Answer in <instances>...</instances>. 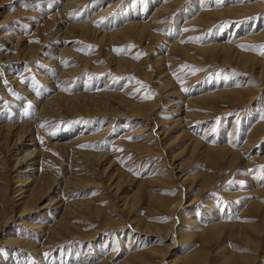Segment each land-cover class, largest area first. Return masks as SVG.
Instances as JSON below:
<instances>
[{
	"label": "rangeland",
	"instance_id": "obj_1",
	"mask_svg": "<svg viewBox=\"0 0 264 264\" xmlns=\"http://www.w3.org/2000/svg\"><path fill=\"white\" fill-rule=\"evenodd\" d=\"M4 1L5 5L2 9L0 7V54L21 56L22 62H12L13 64H19L17 65L19 67L14 72V70L7 69L9 66L3 62L4 60H0V78L3 77L4 71L8 70L7 72H10L7 74L10 78L9 81L14 79L15 74L17 76L16 82H18H13L14 85L11 86L5 80V84H3L5 91L0 93V106H2L0 107V122H16L19 117L21 118V114L24 113L31 119L34 102L29 103L28 99H32V96H37L38 98L44 96V81L42 79L45 77L43 74L46 75L48 72V74L53 76L55 70L52 67L53 65L47 63L45 58L49 56V51L53 50V47H71L74 52L75 50L77 51L75 55H67L68 60H73L71 64H68L70 67L68 69H74L71 74L73 77L68 79L70 80L67 83L69 85H67L68 89L64 88V91L63 89L59 91L62 90V93H68V95L83 90L97 93L108 86L106 89L114 93L112 99L109 100L113 109L116 106L115 109L117 110L123 109L119 103L121 98L127 100L128 103L131 102L130 106L131 104L155 105L156 110L154 113L156 122L160 127V145L162 146H159L158 155L151 154L145 160V162L148 161L146 163L143 162L139 165V169L138 167L136 169L137 162H132V156L140 151L149 149V145L145 141L143 142L147 132L136 133L141 128V122L133 120L136 117L123 116L115 118L113 114L111 116V114L102 112V117L94 118L91 116L94 114V110L87 111V109L85 111L80 109L82 112H79V116H77L78 112H74V108L61 105L63 106L61 109H56L58 110L57 114L61 112V114L59 113L61 116L59 114L54 116V124L50 125L47 131L51 129V132H60V139H67L70 131H75L77 128L87 133L89 137L87 140L82 141V150L99 154L101 152L110 153L115 160L113 169L117 171L118 175L124 174L122 176L123 183L121 182V186L118 189L112 190L106 178L100 174H91L94 173L93 169L89 172L90 174H81L79 178L83 180V185L86 182L90 183L89 185L76 186L72 182L64 188V184L61 182L65 179V171L72 163H78V159L73 156L70 150L65 151L66 154L63 150L61 151V149L51 146L50 140H54L56 136L54 137L52 133L48 135V132L43 128V124H39L36 127V132L40 136L41 143L46 146L44 147L45 151L48 150L41 166L43 176L48 175L43 177V183L46 184L45 189L49 186V189H46V199L42 200L40 204H46L50 201L54 202L57 196L61 199H57L58 202L56 203L58 204H54L52 211L48 208L43 210L40 207L36 212L24 214L20 219L10 220L4 229L2 228L3 231L0 229V264L13 263L11 259L14 249L3 247L2 243L6 239L14 238L16 235L20 238H27L29 242L38 245L36 246L38 250L40 249L37 253H25V256L31 257L25 260V263L20 257L21 263L18 261L20 264H81L84 262L89 264H122L121 261L123 259L124 262H128L134 253L144 252L151 247L168 249L171 245L172 249L169 248L167 261L164 259L158 261L156 259L155 262L157 264H161V262L168 264V261L175 260L179 256L188 257L193 253L199 259L205 261V264H224L226 262V264H231L232 262L234 264L235 262L236 264H264V134L260 136L264 128V90L248 106L230 108L235 106V104L223 98L205 97L199 101L190 102V100L200 95L205 96V94L227 89L236 90L242 85L245 87L248 84H252L253 87L256 85V88L261 86L263 79L258 74L260 72L259 68L254 71L248 68L243 69L239 66L236 58L232 62H226V65H229L227 67L223 64L225 63L222 60L223 57L221 58L217 55L218 57L216 56L214 58L215 61H213L209 55L202 52V49L205 50L216 42H223V40L230 37V32L233 35L235 34L234 28L236 30L241 28L244 33L245 31L247 33L252 31L254 36L238 44L236 50L242 54L248 53L247 55L263 60L264 0H184L185 3L174 13L173 21H169L168 25L165 24L166 22H162V25L157 23L154 29L152 28L151 31V28L147 29V33L141 36L138 31L128 29L127 35L123 34L116 38L113 36V38L105 39V41L101 42L99 40L104 39H99L100 37H98L97 40V37L88 31L89 34L84 32L81 33L82 36L78 34L71 37L65 44H61L59 40L61 37L58 38L56 36V34L58 35L61 32L57 28L62 27V20L56 25H53L54 21H49V24L42 21L38 24L40 22L38 20L39 16L43 14V11H52L54 6L57 3L60 4L62 0ZM120 1H89L88 7L91 15L99 8H102L101 6L106 7L108 4H116L114 10L110 11L107 17L102 16L96 20L97 22L99 21L96 24L97 30L108 33L124 28V24L130 20L129 16L133 15V10L151 1L152 4L147 13L149 16L143 19L144 22H148V19L153 16L156 6H161L162 1L172 0ZM253 2L257 3L256 6H262L261 9L259 10L257 7L258 11L256 9L255 12H247V14L244 12L239 17H236L237 14H228V11L225 10V8L239 7L243 4H245L243 6L254 5ZM214 9H217L216 12ZM72 10L68 12V18L74 16L75 10ZM214 12L216 13V18L214 17L213 19ZM203 13H209L210 16L204 15L201 23L194 22V19ZM182 14H186V18L189 17V19L186 21V18L181 16ZM108 20L110 22L113 21L112 24H109ZM207 20L210 21L208 22ZM5 25H7V31L3 32ZM8 31H10L9 33L12 31L15 39L22 36L27 39H21L22 42L19 40L16 48L12 50L7 46V41L4 39V33L7 34ZM150 34L155 37H151ZM240 34L242 33L234 35L231 38V42H236L237 36H240ZM128 37L133 38L129 39ZM110 40L116 41L109 42ZM172 40L186 45L185 50L188 55L186 53L181 55L173 50L170 52L169 48ZM22 44H25V46ZM29 45H31V48H27ZM190 51L192 52L190 53ZM115 56L130 59L137 67L135 66V69L118 67L114 59ZM64 63L66 64V61ZM76 85L81 86L78 88ZM81 87L84 89L81 90ZM176 100L181 104L178 106L174 105L173 103ZM18 109L20 110L19 116L17 115ZM63 109H67V111H63ZM184 109L189 113H183L185 112ZM225 109L228 110L223 112ZM189 114L191 115L189 116ZM114 121H119V124L114 123L113 128L115 129L112 128L111 132L104 138L96 137L99 134V130L103 131L108 127L109 123ZM261 122L263 126H260ZM256 126L260 128L259 131ZM126 129L128 131L126 133L129 135L123 137V130ZM232 130L234 131L233 134H231ZM95 131L97 132L95 133ZM185 132L189 134L187 135ZM237 132L240 134V136L237 135L238 137L235 135ZM256 132H258V135L255 141L252 135L253 133L256 134ZM228 134L232 135L230 136L231 139ZM191 135L199 140L200 145L203 142L205 145L203 144L197 148L190 146L188 142L193 138ZM93 136L95 137L92 138ZM234 136H236V139ZM201 139L203 140L200 141ZM227 139L228 141L229 139L231 141L237 140L236 150L240 151L239 155L241 158L239 161L235 162L236 164L231 161L234 165L226 159H220L221 162L212 152L205 153L203 150L204 147L211 146L213 141H215L213 144L218 146L225 145L226 142V145H228ZM119 140L121 141L119 142ZM246 140H249V143L254 140L253 145L248 146L249 143L245 144ZM1 152L4 154V149ZM207 153L208 155H206ZM3 156L7 159L6 165L3 166H6L4 167L6 172L8 170L6 178L10 179V187L8 186L4 194L0 195V211L3 209L5 213L19 214V211L23 210L22 207L16 206L12 202L14 201L12 197L18 189L15 188L18 185L17 180L13 178L17 172L12 170V161L5 154ZM160 160L166 162V167L168 166L169 170L175 166L173 162L181 164L182 170L180 173L183 180L156 181L155 179H159L156 177L158 174H155L157 170L153 172L152 170ZM170 163L172 164L171 166ZM5 170L2 169V172H5ZM147 173L149 174L148 176L156 177L151 179V181L153 180L152 183L146 179ZM47 180L50 181L48 182ZM150 193L155 198L167 202H174L178 197L183 196L182 204L176 210L167 209V211L166 208H160L158 203L157 205L152 204L154 199L152 200L153 196L151 197ZM128 199L132 207L123 210V212H117V209L120 210V208L124 207ZM193 200V207L186 206ZM68 204L71 205L70 210L64 213V208H67ZM250 204H253L251 209ZM76 206L81 210L77 211ZM187 207L189 208L187 209ZM49 211V214H44ZM4 212L0 214L1 217L5 214ZM189 212H193L197 216H192ZM42 214L47 215V218H44ZM212 215L220 218L215 221L227 226L217 231L218 233L214 230L213 233L212 230L205 233L207 222L210 220L208 217H212ZM62 216L68 220H65L67 226L64 223L54 231L48 230L49 228L47 230L43 229L44 226L40 227L42 224L49 226ZM1 217L0 220L2 219ZM129 220H132L133 224L130 223L131 225L138 226L139 230L147 232V234L136 235L134 238L130 234L131 229H128L129 225L125 224ZM109 222L112 224L117 222L124 223L127 227L124 228L121 225L113 227L107 225ZM35 223L36 225H34ZM244 226L246 229L243 228ZM146 227L151 231L154 230V234L145 229ZM210 232L211 235L208 236ZM167 233H169V237L165 238ZM73 236H79L80 238H72ZM56 242L59 243L55 245ZM28 245L32 246L33 244ZM202 255L205 257L202 258ZM125 258L128 260L126 261ZM158 259L162 258L159 257ZM243 259L246 260L244 261ZM237 261L241 263H237ZM18 262L16 261V264Z\"/></svg>",
	"mask_w": 264,
	"mask_h": 264
},
{
	"label": "bare ground",
	"instance_id": "obj_2",
	"mask_svg": "<svg viewBox=\"0 0 264 264\" xmlns=\"http://www.w3.org/2000/svg\"><path fill=\"white\" fill-rule=\"evenodd\" d=\"M29 1V0H28ZM34 1V0H33ZM36 1V0H35ZM40 1V0H39ZM57 1V0H56ZM55 1V2H56ZM90 0H62L59 3H57L56 5L54 6V8L52 9V11H43V14H41L39 16V19L40 22L38 24H40L42 21H45V22H48L49 24V21L53 22V25H56L60 20L63 21L62 23V27H58L57 30L58 31H61L60 33H58V35L60 34V36H58L56 34V36L59 38L61 37L59 40L61 41V44L65 42H67L68 40H70L71 37L75 36V35H78L80 34V36H82L81 33H88V31L92 32L96 37H97V40H98V37H100L99 39H104V40H99V41H105V39H111L113 38V36L116 38L117 36H120V35H123V34H126V32H128V29H132V30H136L140 33V36L147 33V29L151 28L150 31L152 30V28L154 29V27H156L157 23L161 24L162 22H166L165 24L168 25V22L169 21H173V15L174 13H176L177 10H179L180 6L183 5L185 3L184 0H172V1H162V5L158 7L156 6V8L154 9V14L153 16H151L148 20V22H144L143 19L146 18L147 16V13H148V10L152 4L151 1H149L148 3H143L144 5H142L140 8H137L136 10H133V15L129 16V19L126 24H124V28L122 29H118V30H114L112 32H100L99 30H97V25L98 22L96 20H98V18L104 16V17H107V14L109 15V12L114 10L116 4H111V5H106V7L104 6H101L102 8H99L97 11L93 12L92 15H91V12H90V8L88 7L89 5V2ZM93 1V0H91ZM100 1V0H99ZM120 1V0H119ZM32 2V1H31ZM52 2V1H51ZM98 2V1H97ZM103 2V1H102ZM121 2V1H120ZM257 2V1H256ZM256 2H253L254 5L250 4V5H246V6H243L245 4H243L242 6H239V7H229V8H225V10L228 11V14L229 13H232V14H237L236 17H239L240 15H243L242 13H246L247 12H255V10L258 9L260 10L262 6H256L257 3ZM5 1L1 0L0 2V7L2 9V7L5 5L4 4ZM34 3V2H33ZM41 3V2H40ZM48 3V2H47ZM53 3V2H52ZM116 3V2H114ZM256 3V4H255ZM264 3V2H263ZM103 4V3H102ZM118 4V3H117ZM21 5V4H20ZM93 5V4H92ZM260 5V4H259ZM49 6V5H48ZM256 6V7H255ZM29 7V6H28ZM43 7V6H42ZM88 7V8H87ZM228 7V6H227ZM264 7V6H263ZM20 8V7H19ZM41 8V7H40ZM44 8V7H43ZM85 8V9H84ZM21 9V8H20ZM73 9L75 10L74 11V16L71 17V18H68L67 17V14L68 12ZM82 9V10H81ZM257 9V11H258ZM49 10V9H48ZM72 10V11H73ZM100 10V11H99ZM215 10V9H214ZM217 10V9H216ZM215 10V12H216ZM223 10V8H222ZM42 11V10H41ZM47 11V12H46ZM207 11V10H206ZM218 11H221V10H218ZM217 11V12H218ZM262 11V10H261ZM260 11V12H261ZM24 12V11H23ZM26 12V11H25ZM89 12V14H88ZM188 12V11H187ZM187 12H183V13H187ZM209 12V11H208ZM213 13L211 16L215 17V14L216 13ZM223 12V11H222ZM221 12V13H222ZM18 13V12H17ZM198 13V12H197ZM220 13V12H219ZM111 14V13H110ZM218 14V13H217ZM252 14V13H251ZM258 14V13H257ZM172 15V17H170ZM204 15L206 16H210L209 13H203L201 15H199L197 18L194 19V22L196 23H201ZM223 15V14H221ZM225 15V14H224ZM11 16V15H10ZM9 16V17H10ZM37 16V15H36ZM82 16V18H81ZM126 16V15H125ZM181 16H183L184 18H186V14H182ZM115 17V16H114ZM170 17V18H169ZM235 17V16H234ZM109 18V17H108ZM121 18V17H120ZM119 18V20H120ZM180 18V17H179ZM210 18V17H208ZM207 18V19H208ZM216 18V17H215ZM221 18V17H219ZM181 19V18H180ZM187 19H189V17L186 18V21ZM191 19V18H190ZM206 19V18H204ZM211 19V18H210ZM100 20V19H99ZM118 20V21H119ZM109 21V20H108ZM115 21V20H114ZM123 21V20H122ZM193 21V20H192ZM208 21V20H207ZM210 21V20H209ZM208 21V22H209ZM214 21V20H213ZM260 21V20H259ZM110 22V21H109ZM113 22V21H112ZM112 22H110L109 24H112ZM116 22V21H115ZM205 22V21H203ZM262 22V21H261ZM1 23H5V22H1ZM29 24V22H27ZM44 24V23H43ZM107 24V23H106ZM212 24V23H211ZM210 24V25H211ZM259 24V23H258ZM162 25V24H161ZM208 25V23H207ZM42 26V24H41ZM60 26H61V23H60ZM105 26V25H103ZM110 26V25H109ZM237 26V25H235ZM234 26V27H235ZM120 27V26H119ZM4 30L3 32L7 31V25L4 26ZM22 28V27H21ZM40 28V26H39ZM239 28V27H238ZM245 28V27H244ZM14 29V28H13ZM241 28L237 29L234 28L233 31H235V34H238V33H242L240 34V36H237V40L236 42L232 43L231 42V38H233V34L230 32V37L226 40H223V42H220V43H215L213 44L211 47L207 48V49H202V52L209 55L211 57V59H213V61H215L214 58H216V56H220L221 58L223 57L222 60H224L225 63L223 64H227L226 62H232L233 59L236 58V60L238 61L239 63V66L242 67L243 69H246L248 68L249 70H252L254 71L256 68L260 69V72H258L259 76L263 79L262 81V84L260 87H253L252 84H248L247 86L243 87V85L239 88H236L233 89V90H224V91H220V92H215V93H210V94H205V96H198L197 98H193L192 100H190V102H196V101H199L201 100L202 98H205V97H208V98H223L225 100H228V101H231L232 103L235 104V106H232L230 108H234V107H239V106H248V105H251L255 100L256 98H258L260 92L262 90H264V59L263 60H260V59H257L254 55V57L250 56V55H247L246 53L245 54H242L240 53V51L238 52L237 49V45L238 44H241L243 41L245 40H248L250 38H253L252 36H254V34H252V31L250 32H246L244 33V31L241 29ZM248 29V28H247ZM168 30V29H167ZM13 31V30H12ZM12 31L11 33H9L10 31L7 32V34L4 33V36H5V40L7 41L6 44L7 46H9V48H11L12 50L14 48H16L17 46V43L19 42V40H24L23 38H26L25 36H22V37H17L18 39H15V35L12 34ZM18 31V30H17ZM243 31V32H242ZM137 32V33H138ZM91 33V34H92ZM151 33V32H149ZM154 34V32H152ZM251 33V34H250ZM89 34V33H88ZM134 34V33H133ZM136 34V32H135ZM134 34V35H135ZM156 34V33H155ZM263 34H264V31H263ZM262 34V35H263ZM127 35V34H126ZM259 35V34H257ZM92 36V35H91ZM138 36V35H137ZM135 36V37H137ZM150 36L152 37H155L154 35H151ZM264 36V35H263ZM262 36V37H263ZM55 37V36H54ZM143 37V36H142ZM141 37V38H142ZM147 37V36H146ZM145 37V38H146ZM129 39L133 38V37H128ZM140 38V39H141ZM157 38V37H156ZM261 38V37H260ZM27 39V38H26ZM25 39V40H26ZM85 39V38H84ZM93 39V37H92ZM123 39V38H122ZM143 39V38H142ZM259 39V38H258ZM16 40V41H15ZM22 40L20 42H22ZM117 40V39H116ZM116 40H110L109 42H114ZM165 40V39H164ZM13 41H15V43H13ZM107 41V40H106ZM98 42V41H97ZM100 43V42H99ZM110 44V43H109ZM108 44V45H109ZM23 46H25V44H22ZM53 45V44H52ZM103 45V44H102ZM105 45H106V42H105ZM111 45V44H110ZM73 46V45H72ZM107 46V45H106ZM185 46L186 45H182L179 41H175V40H172L171 41V46H170V52L171 50L179 53V54H185L186 53V50H185ZM31 48V45H29L27 48ZM197 47V46H195ZM74 48V46H73ZM201 48V47H200ZM109 51V50H108ZM20 52V51H19ZM50 54L49 56H47L45 58V60L47 61V63H50L51 65H53L52 67L55 68L54 70V74L52 76V74H47L43 76L45 77L44 79H42L44 82V87H43V94L44 96L42 98H38L37 96H32V99H28L29 100V103H33V108H32V112H31V119L29 117H27L24 114H21V118L19 117L18 119L19 120H16V122H10V121H2L0 122V166L2 167L3 165H6V161L7 159L3 156L5 154V156H7V158H9L11 161H12V170L13 172H17V174L13 177V178H16L17 180V186H15V188H18L17 191L15 192L16 196L14 195L12 198L14 199V201H12L16 206H20L22 207V211H19L20 213L17 214V213H5L3 209H1L0 211V214L1 213H5L1 218L0 220V229H4V227L7 225V223L13 219H20L21 216H23L24 214H29L31 212H36V210L40 207L41 209L43 208V210H46L45 208H48L52 211V207L54 206V204H58L56 202H58L59 199H61L60 197H58L57 195V199H55L56 201H50L46 204H40L41 201L45 200V196H46V192H47V187L45 189V186L46 184L43 183V177L46 176L42 174V163H43V159L47 156L46 154L48 153L44 147L42 143H41V140H40V136L37 134L36 132V127L39 125V124H43V128L46 132H48V135L52 133V135L55 137L54 140H50V145L53 146L54 148H59L61 149V151L63 150L64 153H66L65 151L67 150H70L73 154L74 157H76L78 159V163H72L71 166H69L66 171H65V179L62 180V184H64V188H66L70 183H74V185H79V186H86V185H89L90 183H85L83 185V180L82 179H79L80 178V175L81 174H90L89 172H91V170L94 169V173H91V174H97V175H102L104 178H106V181H108L109 185L111 186V189L112 190H115V189H118L120 186H121V182L123 181V178L122 176L124 174H120L118 175L117 171H115L113 169V164L115 163V160L114 158L112 157V155L110 153H95L93 151H85V150H82V146L81 144L83 143L82 141H85L87 140V138L89 137V135H87V133H84L83 131H80L78 128L77 130L75 131H70L69 133V137H67V139H60V135L61 133L58 132V133H55L54 131L51 132L49 129L48 130V127L52 124H54V116L58 115L59 113L61 114V112H58V110H56L57 108L58 109H61V105H66L67 107H71V108H74V112H78L77 116H79V112H82L80 109L82 110H86L87 111H93L94 114L91 115L92 117L94 118H100L103 116L102 112L103 113H107V114H113V116L115 118H119V117H123V116H128V117H133L135 119L133 120H138L139 122H141V128L138 129V131H136V133H142V132H147L145 133V138L143 139V142L145 141L146 144L149 145V149L148 150H144V151H140L138 152V154L132 156V162H137L136 163V167H138L139 169V165H141L143 162H145V160L151 156V154H154V155H158L159 154V146L161 147L162 145L161 144V139H160V127L158 125V123L156 122V117H155V113L154 111L156 110V108L153 106V105H133L131 104L130 106V103H128L127 100L125 99H119V103H120V106L123 107L122 110H117V109H113L110 105V102L109 100L112 99V95L114 93H111V91H108L106 88L105 89H101L99 92L97 93H90V92H93V91H90V92H87V91H84L83 87H81V90L83 91H80V92H77V93H73V94H70L68 95V93H62L61 91H59L60 89H63V91L65 90L64 88L68 89V82L70 80L69 77H73L71 76V74L73 73L74 69H68L70 68L68 66V64H71L73 60H68L67 58V55H72V54H76V50L75 52L72 50V48L68 47V48H62V47H53V50H50L49 51ZM188 52V51H187ZM192 51H190L191 53ZM111 54V52H109ZM78 54V53H77ZM187 54V53H186ZM115 55V54H114ZM113 55V56H114ZM169 55H171L169 53ZM188 55V54H187ZM196 55V54H195ZM206 55V56H207ZM252 55V54H251ZM194 56V55H193ZM217 56V57H218ZM33 57V56H32ZM31 57V59H32ZM178 57V56H177ZM176 57V58H177ZM189 57V56H188ZM191 57V56H190ZM209 57V58H210ZM78 59V57H77ZM89 59V58H88ZM110 59V58H109ZM114 59L116 60V65L118 67H124V68H134L135 69V64L132 60L130 59H127V58H119V57H114ZM193 59V58H192ZM0 60L3 61L5 64H7L9 67L7 69L9 70H14V72L16 71V68H18L19 64H13L12 62L14 63H20L22 62V57L21 56H18V55H1L0 54ZM221 60V61H222ZM66 61V64L64 63ZM90 62V60H88ZM87 61V62H88ZM2 63V62H1ZM10 63H12V65H10ZM46 63V62H45ZM46 63V64H47ZM138 63V62H137ZM164 63V62H163ZM222 63V62H221ZM216 64V63H215ZM24 65V64H23ZM26 65V64H25ZM111 65V64H110ZM142 65V64H141ZM224 65V66H225ZM78 66V65H77ZM227 67L229 65H226ZM73 67V65H72ZM113 67V66H112ZM137 67V66H136ZM142 67V66H141ZM2 68V67H1ZM76 68V67H75ZM121 68V69H122ZM133 69V70H134ZM140 69V68H139ZM4 70V69H2ZM19 70V69H18ZM101 70V69H100ZM145 70V68H144ZM143 70V72H144ZM8 70H5L4 71V75L3 77L0 78V84H1V88L2 90H0L1 92L0 93H3L4 88H3V84H5V80L6 82H8L7 84H13L14 83H18L16 82L17 81V76L14 74V81H9V74L10 72H7ZM57 71V72H56ZM76 71V70H75ZM139 71V70H138ZM165 71V70H164ZM136 72V71H135ZM13 73V72H12ZM18 73H20V71H18ZM53 73V72H52ZM75 73V72H74ZM139 73V72H138ZM140 74V73H139ZM142 74V73H141ZM1 76V75H0ZM258 77V75H257ZM75 78V77H74ZM257 81V80H256ZM260 81V80H259ZM171 82V81H170ZM72 83V82H71ZM74 83V82H73ZM80 83V82H79ZM78 84V83H77ZM89 84V83H88ZM109 84V83H108ZM107 84V85H108ZM111 84V83H110ZM68 85V86H67ZM103 85V84H102ZM101 85V86H102ZM174 85V84H173ZM245 85V84H244ZM66 86V87H65ZM78 88H80L81 85H76ZM85 86V85H84ZM88 86V85H87ZM106 86V85H105ZM167 86V85H166ZM165 86V87H166ZM258 86V85H257ZM114 87V86H113ZM7 89V88H6ZM70 89V87H69ZM174 89V88H173ZM80 90V89H79ZM178 90V89H177ZM176 90V92H178ZM68 91V90H67ZM175 91V90H174ZM172 91L174 94L175 92ZM8 92V91H7ZM28 92V91H27ZM72 92V91H71ZM95 92V91H94ZM170 93V92H169ZM168 93V94H169ZM32 94V92H31ZM214 94V95H213ZM41 96V94H39ZM170 95V94H169ZM39 96V97H40ZM116 96V95H115ZM175 97V96H174ZM183 97V96H182ZM34 98V99H33ZM117 98H118V95H117ZM116 99V97H115ZM185 99V98H184ZM33 100V101H31ZM208 100V99H206ZM210 100V99H209ZM208 100V101H209ZM133 101V100H132ZM188 101V100H187ZM186 101V102H187ZM3 102V101H2ZM231 102H228V103H231ZM209 103V102H208ZM217 103V102H216ZM151 104V103H150ZM174 105H179L181 104L179 101L176 100V102L173 103ZM194 104V103H193ZM213 104V103H212ZM29 105V104H28ZM117 105V104H115ZM113 105V106H115ZM229 105V104H228ZM169 106H173V105H169ZM188 106V105H187ZM2 107V106H0ZM189 107V106H188ZM209 107V106H208ZM31 108V107H30ZM66 108V107H65ZM179 108V107H178ZM182 108V107H180ZM23 109V108H22ZM220 109V108H219ZM222 109V108H221ZM28 110V109H27ZM175 110V109H174ZM177 110V109H176ZM179 110V109H178ZM185 110V109H184ZM226 110L228 109H225L223 112H226ZM19 112H17V115L19 116L20 114V110L18 109ZM63 111H67L63 109ZM69 111V110H68ZM72 111V110H71ZM183 113H189L188 111L186 112H183ZM59 114V115H60ZM63 114V113H62ZM66 114V113H65ZM69 114V113H68ZM81 114V113H80ZM182 114V113H181ZM0 115H1V110H0ZM72 115V114H71ZM90 115V114H89ZM191 114H189L190 116ZM61 116V115H60ZM5 117V116H4ZM9 118V117H8ZM2 120V119H1ZM10 120V119H9ZM120 120V119H119ZM129 120V119H128ZM181 120V119H180ZM183 120V119H182ZM114 123L116 124H119V121H114L112 123H109L108 127L105 128L103 131L99 130V134L96 135V137H100V138H104L105 136L108 135V133L111 132L112 128H113V125ZM184 123V122H183ZM262 123V122H261ZM260 123V124H261ZM187 124V123H186ZM259 124V125H260ZM128 125V124H127ZM258 125V123H257ZM80 126V125H79ZM89 126V124H88ZM102 126V125H101ZM125 126V125H124ZM260 126H263V123L260 125ZM259 126V127H260ZM86 127V126H85ZM104 127V126H103ZM257 127V126H256ZM255 127V129H256ZM264 127V126H263ZM50 128V127H49ZM92 128V127H91ZM123 128V127H122ZM258 128V127H257ZM262 128V127H261ZM115 129V128H113ZM117 129V128H116ZM235 129V128H234ZM254 129V128H253ZM260 128H258V131H259ZM91 130V129H90ZM213 130V129H212ZM236 130V129H235ZM92 131V130H91ZM135 131V130H134ZM240 131V130H239ZM252 131V130H251ZM256 131V130H255ZM261 131V130H260ZM93 132V131H92ZM97 131H95L96 133ZM128 132L127 129L126 130H123V133H122V136L123 137H126L128 136L129 134L126 133ZM206 132V131H205ZM210 132V131H209ZM233 130H232V133L233 134ZM163 133V132H162ZM187 133V132H185ZM208 133V132H207ZM94 134V132H93ZM189 133H187L188 135ZM264 134V128L262 129L261 133H260V136H262ZM236 136L240 134L237 132V134H235ZM251 135V134H250ZM258 135V132L253 133L252 137L254 138V140L256 141V137ZM193 137V135H191ZM230 134H228V137L230 138ZM234 136V138L236 137ZM95 136H93L92 138H94ZM238 137V136H237ZM251 137V138H252ZM121 138V137H120ZM218 138V137H217ZM233 138V137H232ZM259 138V137H258ZM52 139V138H51ZM216 139V138H215ZM231 139V138H230ZM229 139H227V141L229 142L228 145H221V146H218L216 144H213V142L215 143V141L212 142L211 146H206L204 147V152H212L214 154V156L216 158H219L220 159H226L228 161H230V163H232L231 161H234V164H236L235 162L239 161V159L241 158V156L239 155V150H236V144H237V140L235 141H231ZM236 139V138H235ZM191 141L188 142V144L190 146H194L195 148L201 146L204 144H201L200 145V142L199 140L195 139L194 137L190 139ZM203 139H201L200 141H202ZM254 140L249 143L248 141L249 140H246V143L245 144H248V146H252L253 145V142ZM259 140V139H258ZM257 140V141H258ZM121 140H119L120 142ZM124 141V140H123ZM155 141V142H153ZM151 142H153L151 144ZM222 142V141H221ZM202 143V142H201ZM49 144V143H48ZM137 144V143H136ZM222 144V143H221ZM205 145V144H204ZM244 145V144H243ZM52 147V148H53ZM132 147V145H131ZM192 147V148H194ZM203 147V146H202ZM2 149H4V154L1 152ZM163 149V148H161ZM195 150V149H194ZM198 152H199V149H198ZM202 153V151H201ZM67 154V153H66ZM70 155V154H69ZM177 155V154H175ZM208 155V153L206 154ZM161 156V155H160ZM1 157H2V160H1ZM204 157V156H203ZM206 157V156H205ZM6 160H5V159ZM72 158V157H71ZM175 160V158H173ZM209 159V158H208ZM262 159V158H261ZM5 162H4V161ZM2 161V162H1ZM75 161V160H74ZM148 161V160H147ZM146 161V162H147ZM150 161V160H149ZM171 161V160H170ZM168 161V162H170ZM213 161V160H212ZM218 161V160H217ZM221 161V160H220ZM77 162V161H76ZM145 162V163H146ZM222 162V161H221ZM224 162V161H223ZM144 163V164H145ZM177 163V162H176ZM233 164V163H232ZM233 164V165H234ZM172 164L170 163V166ZM173 166L171 170H169L167 167H166V162H164V160H160L158 161V163L155 165L154 169L152 170L155 171L157 170V173L155 172V174H158V177L159 179H155L156 181H172V180H183L182 178V175H181V170H182V167H181V164H175L173 162ZM230 166V165H229ZM0 167V195L4 194L5 192V189L8 188L9 186V180L7 177V172H6V166H3L2 168ZM2 169L5 170V172H2ZM137 169V168H136ZM121 173V172H120ZM124 173V172H123ZM149 174L147 173V177L146 179L149 181H151V179H154L156 177H151V176H148ZM151 175V174H150ZM154 175V174H153ZM48 176V175H47ZM46 176V177H47ZM129 176V175H128ZM155 176V175H154ZM49 178V177H48ZM47 179V178H45ZM51 180V179H50ZM49 180V181H50ZM145 180V179H144ZM143 180V181H144ZM14 181V180H13ZM48 181V180H47ZM48 181V182H49ZM75 181V182H74ZM91 181V180H90ZM153 181V180H152ZM151 181V183H152ZM161 181V182H162ZM53 183V182H52ZM123 183V182H122ZM141 183V182H140ZM145 183V182H144ZM205 183V182H203ZM45 184V185H44ZM48 185V184H47ZM50 185V184H49ZM145 185V184H144ZM141 186V185H140ZM10 187V186H9ZM12 187V185H11ZM49 189V188H48ZM46 190V191H45ZM71 192V191H69ZM13 193V192H12ZM58 193V192H56ZM55 193V194H56ZM59 194V193H58ZM62 194V193H61ZM151 194V197H152V200L154 199V201H152V204L153 205H157L158 203V206L160 208H166L167 209H172V210H176L178 209L181 204H182V200H183V196H180L178 197L176 200H174V202H167L165 200H161V199H157L154 197V195L152 193ZM62 196V195H60ZM19 197V198H18ZM150 197V196H149ZM125 198V197H124ZM128 198V196H127ZM125 198V199H127ZM130 199V198H129ZM129 199L127 201L126 204H124V207L120 208V210L117 209V212H123V210H127L129 209L130 207H132L131 203L129 202ZM195 199V198H194ZM12 200V199H11ZM156 200V201H155ZM72 202V201H71ZM122 203V202H121ZM120 203V204H121ZM125 203V202H124ZM130 203V205H129ZM258 203V202H257ZM150 203V205H152ZM255 204V203H254ZM123 205V204H122ZM251 205V204H250ZM61 206V205H60ZM63 206V205H62ZM81 206V205H79ZM117 206V205H116ZM115 206V207H116ZM120 206V205H119ZM186 206H189V207H193L194 206V200L193 202L190 201V203H188ZM253 204L251 205L250 209L252 208ZM64 207V206H63ZM67 208H64V213L66 211H69L70 210V207L71 205L68 204L66 206ZM187 207V209L189 208ZM6 209V208H5ZM116 209V208H115ZM249 209V210H250ZM57 210V209H56ZM76 210H81L79 209L77 206H76ZM168 211V210H167ZM192 211V210H191ZM39 212V211H38ZM44 212V211H43ZM87 212V211H86ZM194 212V211H193ZM193 212H189L190 215L192 216H197L195 213ZM209 212V211H208ZM49 212H46L44 214H49ZM210 213V212H209ZM42 214V216H44V218L47 216V215H44ZM34 215V214H33ZM121 215V214H119ZM118 215V216H119ZM209 215V214H208ZM18 216V217H17ZM47 218V217H46ZM210 218V220L207 222L208 225H206V229H205V233L208 231H211L212 230V233H213V230L214 231H219L221 228H223L224 226L226 227L227 225H223L222 223L220 222H217L215 220H219L220 218H217L216 215H212V217H208ZM63 218V216L61 218H59L57 221H55L54 223L50 224L49 226H47L46 224H42L40 227H43V229H46L49 228L48 230H52L54 231L56 228L58 229L59 226H62L64 223H65V226H67V223L66 220ZM132 220H129V222L125 223L127 225H129L128 229L130 228V234L134 237V236H138V235H141V234H147V232H143L142 230H139L138 226H133L131 225L130 223ZM38 222V221H37ZM122 222V221H121ZM225 223V222H224ZM21 224V223H20ZM38 224V223H37ZM124 223H120V222H117L115 224H112L111 222L107 223V225H110V226H118V225H121L123 226L124 228L127 227V225H123ZM133 224V223H132ZM10 225V224H9ZM31 225V224H30ZM36 225V223L34 224ZM71 225V223H70ZM69 226V225H68ZM148 226V225H146ZM242 226V225H241ZM32 227V226H31ZM37 227V226H35ZM122 227V228H123ZM247 227V226H246ZM68 228V227H67ZM245 228V226L243 227ZM2 229V231H3ZM145 229H147L148 231H151L148 227H146ZM246 229V228H245ZM62 230V229H60ZM157 230V229H156ZM243 230V229H242ZM59 231V230H57ZM63 231V230H62ZM61 231V232H62ZM154 230H152L150 233L151 234H154L153 233ZM158 231V230H157ZM48 232V231H47ZM61 232H58V233H61ZM218 233V232H217ZM52 234V233H51ZM73 234V233H72ZM169 233L166 234L165 238H167ZM13 235V234H11ZM56 235V234H55ZM53 235V236H55ZM97 235V234H96ZM95 235V236H96ZM211 235V232L210 234L208 233V236ZM1 236V235H0ZM57 236V235H56ZM61 236V235H59ZM58 236V237H59ZM169 237V236H168ZM72 238H80L79 236L76 237V236H73ZM95 238V237H94ZM135 238V237H134ZM51 239V238H50ZM1 240V239H0ZM94 240V239H93ZM59 242H56L55 245H57ZM28 244H33L32 246H29ZM2 246H6V247H10L13 250L14 254L12 255V259H11V262H13L12 264H16V261H20V257H22V260L23 262L25 263L26 261L25 260H28L29 257L31 256H25L24 254L25 253H30V254H33V253H37L39 252V250L37 249L36 246L38 245H35L33 242H29L27 240V238H20L18 235H16L14 238H9L8 240L6 239V241H4L2 243ZM24 247V248H23ZM41 248V247H40ZM169 248L172 249V245L169 246ZM164 249V248H155V247H151L150 249H147L146 251L142 252H138V253H134L132 254L133 256L131 258L126 259V261L128 260V262H124V259L122 262V264H157V262H155V260L157 259L158 261L160 260H166L167 261V256L169 255V251L170 249ZM31 251V252H30ZM137 252V251H136ZM146 255V256H145ZM161 257L162 259H158L159 257ZM233 256V254H232ZM237 256V255H236ZM235 256V257H236ZM114 257V256H113ZM177 257V256H176ZM205 257L202 255V258ZM238 257V256H237ZM236 257V259H237ZM178 258V257H177ZM175 259V260H170L168 261L167 263L168 264H205V261H202L201 259H199V257L193 253L192 255L190 256H186V257H180L178 259ZM186 258V259H185ZM230 258V257H228ZM226 258V260L228 259ZM243 258V257H242ZM173 259V258H172ZM205 259V258H204ZM232 259V257H231ZM230 259V260H231ZM235 259V258H234ZM239 260V259H238ZM244 260V259H243ZM246 260V259H245ZM244 260V261H245ZM229 261V259H228ZM241 261V260H240ZM22 262V263H23ZM124 262V263H123ZM165 262V261H164ZM224 262H225V259H224ZM232 262V261H231ZM230 262V263H231ZM239 261H237L238 263ZM242 262V261H241ZM239 262V263H241ZM21 263V261H20ZM19 262L17 264H20ZM23 263V264H24ZM101 263V262H100ZM159 263V262H158ZM227 263V262H226ZM224 263V264H226ZM234 264V262H232ZM231 263V264H232ZM80 264V263H79ZM81 264H89L88 262H84V263H81ZM161 264H164L161 262ZM236 264V262H235ZM242 264V263H241ZM245 264V263H244Z\"/></svg>",
	"mask_w": 264,
	"mask_h": 264
},
{
	"label": "snow or ice",
	"instance_id": "obj_3",
	"mask_svg": "<svg viewBox=\"0 0 264 264\" xmlns=\"http://www.w3.org/2000/svg\"><path fill=\"white\" fill-rule=\"evenodd\" d=\"M262 54H264V51H262Z\"/></svg>",
	"mask_w": 264,
	"mask_h": 264
}]
</instances>
